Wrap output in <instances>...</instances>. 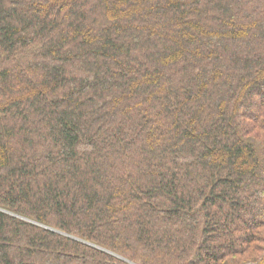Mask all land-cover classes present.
I'll use <instances>...</instances> for the list:
<instances>
[{
	"label": "trees",
	"instance_id": "obj_1",
	"mask_svg": "<svg viewBox=\"0 0 264 264\" xmlns=\"http://www.w3.org/2000/svg\"><path fill=\"white\" fill-rule=\"evenodd\" d=\"M0 264H264V0H0Z\"/></svg>",
	"mask_w": 264,
	"mask_h": 264
}]
</instances>
